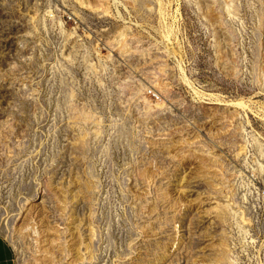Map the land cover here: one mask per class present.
<instances>
[{
    "label": "rangeland",
    "instance_id": "rangeland-1",
    "mask_svg": "<svg viewBox=\"0 0 264 264\" xmlns=\"http://www.w3.org/2000/svg\"><path fill=\"white\" fill-rule=\"evenodd\" d=\"M0 229L15 264H264V0H0Z\"/></svg>",
    "mask_w": 264,
    "mask_h": 264
},
{
    "label": "crops",
    "instance_id": "crops-1",
    "mask_svg": "<svg viewBox=\"0 0 264 264\" xmlns=\"http://www.w3.org/2000/svg\"><path fill=\"white\" fill-rule=\"evenodd\" d=\"M14 250L0 229V264H15Z\"/></svg>",
    "mask_w": 264,
    "mask_h": 264
}]
</instances>
